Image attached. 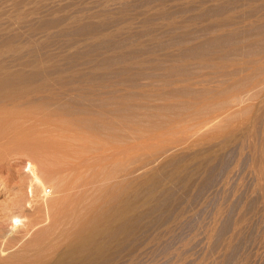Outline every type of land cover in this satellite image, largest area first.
I'll use <instances>...</instances> for the list:
<instances>
[{"label":"rangeland","instance_id":"1","mask_svg":"<svg viewBox=\"0 0 264 264\" xmlns=\"http://www.w3.org/2000/svg\"><path fill=\"white\" fill-rule=\"evenodd\" d=\"M22 2L21 9L14 6L13 0H0V6H4V18L11 20L13 33H19L23 42L46 40L44 32L29 34L26 21L43 16L89 19L107 13L109 23L102 31L118 35L106 42L95 41L97 51L91 56L94 62L103 56L116 59L119 54V84L112 74L108 79L115 89L119 87V101H127L119 116L118 104L107 105L106 120L117 126L107 129L103 137L102 167L93 165L90 172L86 171L89 178L93 176L94 183L96 177L99 179L100 187L95 185L92 192L95 195L97 188L96 194L104 197L106 220L119 215L107 259L116 264H247L248 252L258 245L256 238L263 228L253 213H245V218L241 212L254 185L253 178H249L252 172L248 158V95L253 80L250 76L255 71L260 75L254 69L264 65L259 63L264 62V24L249 25L246 21L223 27L232 33L231 37L205 43L200 53L188 54L187 49L204 43L219 28L208 27L203 20L206 16L199 23L190 21L176 26L170 25L168 16L172 13L178 20L195 17L201 10L200 4L172 6V1L162 7L155 0ZM209 2L208 5L215 4ZM242 3V7L230 5L232 9L225 11L236 10L234 14L238 16L252 13L253 17L259 13L256 8L247 10L246 3ZM99 20L92 18L91 22L99 24ZM51 32L56 34L58 28ZM63 39L51 38L52 52L63 47ZM80 43V53H90V47ZM223 53L235 64L224 73L197 59L199 55H208L214 57L210 61L214 63ZM89 66L81 65L92 72ZM186 75L194 77L191 87L182 81ZM256 75L253 83L260 79ZM258 126L255 139L259 145L264 140V126ZM90 143L87 149L92 153L96 144ZM54 153L44 154L51 157L50 163L55 166L69 157ZM22 165L24 162L18 167ZM4 198L0 193V208L6 203ZM234 221L237 234L233 232Z\"/></svg>","mask_w":264,"mask_h":264},{"label":"bare ground","instance_id":"2","mask_svg":"<svg viewBox=\"0 0 264 264\" xmlns=\"http://www.w3.org/2000/svg\"><path fill=\"white\" fill-rule=\"evenodd\" d=\"M22 1L13 0L14 6L21 9ZM172 1V6L200 4L201 10L195 17H183L182 20L169 13L170 25L198 22L206 16L203 20L208 27L219 28L218 33L207 36L204 43L187 49L188 54L200 53L205 43L214 44L231 37L232 33L223 27L246 21L249 25L264 24V0H155V4L165 7ZM209 1L215 4L208 5ZM242 2L246 3L247 10L256 8L259 13L253 17L251 12L250 16H244L246 13L238 16L234 14L236 10L225 11L232 9L230 5L242 7ZM3 8L0 6V193L5 195L6 203L0 208V264H116L107 256L110 241L118 230L119 215L106 220L104 197L101 193L96 194L97 188L95 195L92 192V187L99 185V179L95 176L94 183L93 176L89 178L86 171L93 165L102 167L103 137L107 129L117 126L106 120L107 105L118 104V116L127 105L125 99L119 101L116 94L119 87L115 89L108 79L112 74L119 84V54L116 59L103 56L94 62L91 57L97 51L95 41L106 42L118 35L102 31L103 26L109 23L107 13L90 16L89 19L71 15L43 16L26 21L29 34L44 32L46 40L23 42L19 33H13L11 20L4 18ZM222 9L225 13H220ZM92 18H99L100 23L91 22ZM54 27L58 28L56 34L51 32ZM54 36L64 38V45L57 52L50 49V40ZM80 42L90 47V53H80ZM39 45L40 49L37 48ZM226 54L223 53L221 59L214 63L210 62L214 57L208 55H199L197 59L205 66L224 73L226 68L235 65ZM255 62L254 65L258 59ZM261 62L264 64L263 60ZM81 65H90L92 72ZM255 68L261 74L254 72V76H260L255 83V77L250 76L253 80H250L247 117L248 158L252 172L249 178H253L254 185L241 214L244 213L245 217V213H253L263 224L262 233L256 238L258 245L248 252L246 262L264 264V140L258 145L255 139L258 125L264 126V65ZM193 78L186 75L182 81L191 87ZM167 82L171 83V80ZM91 141L96 144L92 153L87 149ZM44 153L56 156L61 153L69 157L61 158L63 161L55 166L50 163L51 157ZM23 162V167L19 168ZM16 178L18 180L14 184ZM239 216L241 219L242 215ZM237 230L236 222L233 232L237 234ZM110 231L109 237L107 233Z\"/></svg>","mask_w":264,"mask_h":264}]
</instances>
